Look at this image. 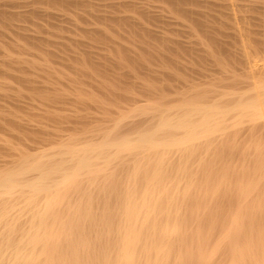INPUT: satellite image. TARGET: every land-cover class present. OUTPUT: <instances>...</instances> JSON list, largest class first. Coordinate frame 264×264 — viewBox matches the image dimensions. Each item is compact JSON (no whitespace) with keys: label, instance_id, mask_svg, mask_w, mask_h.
Here are the masks:
<instances>
[{"label":"bare ground","instance_id":"obj_1","mask_svg":"<svg viewBox=\"0 0 264 264\" xmlns=\"http://www.w3.org/2000/svg\"><path fill=\"white\" fill-rule=\"evenodd\" d=\"M166 1L189 15L194 27L216 43L211 25L199 19L197 9L192 12L198 16L192 17L191 10L183 8L186 0L182 6L180 0ZM76 3L0 0V73H10V68L3 69L5 63H41L43 57L37 53L34 59V51L13 50L30 46L21 45L22 38L43 41L44 47L50 40L48 44L60 47V40L41 37L44 32L37 35L34 28H28L32 37L26 36L27 18L41 10L38 5H46L45 12L46 7L81 5ZM217 3L225 10L219 16L228 19L220 21V17L218 23L233 30L232 42L240 51L228 50L221 40L219 44L225 46L220 45V52L228 58L232 52L239 54L241 60L235 57V62L241 61V68H229L216 85L193 88L192 94L173 103L136 101L111 123L106 119L110 124L103 118L105 127L92 129L97 135L87 131L91 133L87 137L84 129L83 136L62 134L34 152L0 160V264H264V46H256L264 44L251 36L247 14H240L242 8L264 11V0ZM147 5L146 12L151 7ZM72 40L80 46L81 41ZM135 116L148 118L135 124L137 119H129ZM120 169L126 170L121 171L125 176L121 188L114 181ZM96 183L98 194L93 189ZM93 195L102 203H93Z\"/></svg>","mask_w":264,"mask_h":264},{"label":"rangeland","instance_id":"obj_2","mask_svg":"<svg viewBox=\"0 0 264 264\" xmlns=\"http://www.w3.org/2000/svg\"><path fill=\"white\" fill-rule=\"evenodd\" d=\"M77 1L81 4L77 7L68 6L69 8H67L65 6H56L57 8L55 7V10L53 7V10H51V8L47 9L46 7L47 13L52 11L50 16L47 13L45 14L46 10L43 12L46 5H38L41 10H38V12H36L37 14L34 12L30 13V15H33H29L27 18L29 20H27L28 23H26V30H28V28L33 30L32 28H34L35 32H38L36 33L37 35L41 34L39 31H43L44 33H42L44 35H40L41 37L46 34L45 38L51 36L52 42L60 40L58 43H60L62 47L60 44V47H57V44L53 45L54 43L48 44L51 43L49 40L50 42L48 41L47 45L50 46L47 47V45H45L47 47V49H45L46 47L42 45L43 41L39 42L38 45L31 38H29L28 41H24V38H22L20 39L21 45L25 42L26 44L29 42L28 44L31 46L32 42V48H30V46L27 47V45V48L25 47L26 49L13 47V50H16L15 52L17 53L24 52L22 54H25L27 49L26 54L34 51V53H31V55H35L34 59H36L37 56L40 58L43 57L41 58V63L37 62L38 64L35 63L34 65L33 63L32 65L29 61H26L28 64H21V62H19V64L12 63L11 65V63H7L8 65H6L5 63L2 65L3 69H7L8 72V68H10V73H7V75L0 73V160H7L8 157V160L10 158L12 159V156H17L23 152H34V149L56 142L62 134H74L75 137H77V134L83 136V131L92 133L94 126L95 130L99 131L97 127L103 126L108 119L109 122L112 121L113 119L111 118L118 117L120 112L123 114V112L128 111L126 108L130 109L131 104H134V102L135 105L137 103L140 104L147 98L152 100L151 103H157L158 101V103L160 102L163 104L165 102L169 104L168 101L171 103L173 100H175L173 102H176V100L182 98V95L192 94V91H194L193 88H201L203 90V88L207 85L209 86L211 82V85H216L217 81L221 79V75H223V77L226 76L224 74L227 72L225 73L224 71L229 70V68L237 69L239 66L240 68L242 67V65H240L242 64L241 61L240 63L238 62L239 64L235 62L237 60L235 57H238L239 60L241 59L239 58L240 55L237 54L240 53L239 48H236L239 45L237 46V42H232L233 38L231 35L233 34V30H231L228 25L226 26L225 24L218 23L220 17V21L227 22L228 20L224 16H219V12H225L224 8L221 9V7H218L219 4L217 2H219V0H186V4L181 2L184 0H180V3H182L181 6L185 4L183 8L186 11H188V9L191 10L188 12L194 14L193 16L191 15L192 17L199 12L198 15L200 14V18H198L201 20L204 19V22L211 25H209L211 27L210 35L216 38L214 40H217L216 43H212L211 40L208 39L209 37L207 38L202 31L194 27L190 18H187L190 17L189 15L184 16L183 12L177 11L175 7L169 3H165L167 2L166 0H164L165 2L163 0ZM82 2L84 5H82ZM221 2L223 3V1H220V4ZM209 3L215 5L211 6ZM238 3L240 4V2ZM146 5L147 7L151 6L149 9L146 7L150 12L145 11ZM160 6L163 9H159ZM151 8L153 10H151ZM243 9L244 8L240 9V14L241 12L242 15L247 14L245 16L251 19L248 21L251 25L248 24V26H250V30L252 28L251 31L255 34L252 33L251 36L257 43L259 41V43L261 42V44H264V40H262L264 39V28L261 29L262 25H264V22H261L264 21V11L256 10L255 12V10H253L251 12L248 8H245L246 11L245 9L243 11ZM195 10L198 12H192ZM159 11L164 17L161 16ZM142 12H146L148 15ZM165 12L168 15L164 14ZM52 13H57V17L55 16V18V14L52 15ZM156 13L160 16H156L158 15ZM61 15L63 19H60ZM120 15L123 16L120 17ZM104 16L105 18H103ZM169 16L174 17L170 18ZM252 16H254V21ZM132 17L133 19L131 21ZM165 17L168 20L171 19L172 21L169 20L171 23L166 20ZM120 18L124 20L122 21ZM128 20L131 22L129 25ZM49 21H51V23H49ZM30 22L33 23L31 24L33 27L29 25ZM88 28L89 30H91L90 28L93 29L91 31L92 33L87 30ZM157 30L158 32H155ZM159 30L162 32L161 34ZM20 31L22 33L26 32ZM45 31H50L51 35ZM83 31H86V33ZM213 31L218 33L215 34ZM21 32H18V35H20ZM29 32L28 30V35L25 33L26 36L32 37V31L30 35ZM15 34H17V32ZM15 34L14 36L16 37ZM25 34L22 35L25 36ZM215 35L217 37H215ZM33 37L36 38L38 36ZM65 38L67 41H65ZM72 38L74 41H81L80 44L77 42L80 46H77L75 42H73L74 44L70 43L73 41ZM221 40L224 41L220 43L227 45L219 44L218 41ZM217 42L219 46L216 45ZM36 44L38 45L37 47ZM207 45L209 47H207ZM220 45L225 46V48L227 47V49L231 51H237L238 49V52H235L238 56H236L235 53L233 54L234 51L232 52V56L235 60L233 57L231 58V55L230 58H228L229 56L225 57V55H222L220 52ZM256 46L262 48L264 45ZM84 50L87 52L85 55ZM42 52H44V54ZM29 55H25L24 57L30 60L33 57L31 58ZM40 58H38L37 61H40ZM231 59L234 60L236 67L232 64ZM32 61L33 59L31 62ZM13 64L16 65L15 69H13ZM222 66L226 68L224 67L223 69ZM17 67L21 70H17ZM197 84L200 86H197ZM202 84H204L203 87L201 86ZM176 89L182 91L180 92L181 94L178 93ZM172 92L173 94L177 92L179 98L173 95ZM115 93L118 94V97L114 96H117ZM166 94L168 96H166ZM136 101L138 102L136 103ZM147 101L148 99L145 102ZM102 104L106 105L102 107ZM138 118L135 116L133 120L131 118L129 119L131 121H136L137 119L135 122L136 124L138 121H144L148 117L138 116ZM140 118L144 120H140ZM131 121H127L126 119L128 124H130ZM109 122L107 121V124ZM128 124L125 125L127 126ZM125 125H123V127ZM107 126L108 125H106V127ZM126 126L124 128H126ZM121 129L122 127L120 130ZM121 131L123 132L125 129ZM89 132L86 133L87 137L91 134H89ZM95 134L96 133H94V135ZM206 159L208 158H205V163L208 162ZM121 171L125 172L126 170L120 169V172H115V174L119 175L118 178H121L120 182L117 179L118 175H115L116 178L114 179V181H117L120 188L123 186L125 178L124 172L122 174ZM98 184H93L94 188H92L94 191L95 187H97L96 191H98ZM100 184L103 185L101 181ZM117 184H114L116 188ZM96 194H98V192H96ZM93 196L96 197V201L94 200L95 202L93 203H102L99 196L98 199L96 195Z\"/></svg>","mask_w":264,"mask_h":264}]
</instances>
